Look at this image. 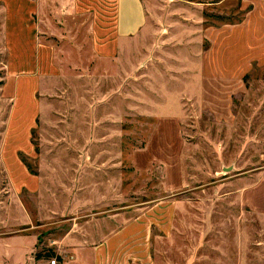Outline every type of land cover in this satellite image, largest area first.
Returning <instances> with one entry per match:
<instances>
[{"label": "rangeland", "instance_id": "rangeland-1", "mask_svg": "<svg viewBox=\"0 0 264 264\" xmlns=\"http://www.w3.org/2000/svg\"><path fill=\"white\" fill-rule=\"evenodd\" d=\"M27 2L0 0V169L49 183L23 190L32 262L74 263L143 217L111 264H264V1L150 0V32L116 59L92 51L88 16L33 13L57 67L39 81L15 75ZM164 199L165 230L144 234Z\"/></svg>", "mask_w": 264, "mask_h": 264}, {"label": "crops", "instance_id": "crops-1", "mask_svg": "<svg viewBox=\"0 0 264 264\" xmlns=\"http://www.w3.org/2000/svg\"><path fill=\"white\" fill-rule=\"evenodd\" d=\"M27 3L30 8L26 15L30 20L28 23H30L31 31L29 35L22 36L20 42L28 43L31 51L28 56L21 55L20 58L24 64L28 63L30 68L18 71L17 74L9 69L8 71L19 77L29 73L33 81H39L47 75L52 77L57 75V67L53 60L55 45L41 39L42 37L39 36L40 27L38 28L36 23L33 24V13H38L40 19H44L45 11H50L52 8L56 13H53L55 18L64 19V25L67 27L72 25V16L75 18L88 16L91 49L96 56L103 59H116L124 53L128 54L133 48L134 41L149 33L151 28L150 0H38L32 2L33 4ZM202 77V74L199 73L195 79L201 81ZM19 81L20 78L17 82L20 83ZM182 112L181 106H177L178 118H181L179 114ZM2 141L0 159L3 161L4 167L7 151L6 139L3 138ZM14 151L10 149L9 155H12ZM3 167L0 169V264H23L28 261V258L32 262L37 236L34 232L23 233V226L27 228L33 221L30 212L23 203V190L28 188L34 191L41 182L45 186L49 183L46 179H41L42 177L23 170L20 159H18V166L13 170H6ZM261 183L264 184V182ZM173 202L172 199H164L148 208L149 213L146 215L149 217L152 214L150 211L153 209L165 208V214L159 218L158 223L150 218V222L144 229V234H151L152 225L157 224L165 230L166 222L171 215V207L174 205ZM146 220L143 217L131 220L110 235L105 240L106 242L96 243L93 247L76 249L74 256L78 257V260L71 264H111L113 258L121 256L122 253L119 249L107 248V245L110 243L116 247L119 237L120 240L124 236L128 237L129 233L137 229L142 232L143 228L139 225L144 224ZM143 226L145 227V224ZM88 256H93V263L86 259ZM35 262L30 264H37Z\"/></svg>", "mask_w": 264, "mask_h": 264}, {"label": "built area", "instance_id": "built-area-1", "mask_svg": "<svg viewBox=\"0 0 264 264\" xmlns=\"http://www.w3.org/2000/svg\"><path fill=\"white\" fill-rule=\"evenodd\" d=\"M50 263H51V264H57V260H56V259H52V260L50 261Z\"/></svg>", "mask_w": 264, "mask_h": 264}]
</instances>
